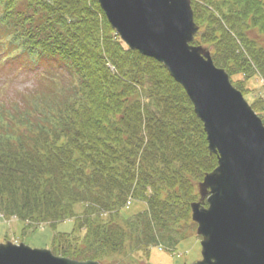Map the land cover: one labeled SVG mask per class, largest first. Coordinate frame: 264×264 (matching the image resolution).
Masks as SVG:
<instances>
[{"label": "trees", "instance_id": "trees-1", "mask_svg": "<svg viewBox=\"0 0 264 264\" xmlns=\"http://www.w3.org/2000/svg\"><path fill=\"white\" fill-rule=\"evenodd\" d=\"M191 7L193 45L243 96L245 83H264V0ZM44 61L54 68L24 105L0 103V217L35 228L72 220L51 251L78 262L173 252L193 235L190 206L217 165L183 88L125 46L95 0H0V66ZM250 105L264 124V98ZM133 203L144 209L124 217Z\"/></svg>", "mask_w": 264, "mask_h": 264}, {"label": "water", "instance_id": "water-1", "mask_svg": "<svg viewBox=\"0 0 264 264\" xmlns=\"http://www.w3.org/2000/svg\"><path fill=\"white\" fill-rule=\"evenodd\" d=\"M121 41L163 65L190 100L217 166L198 185L191 220L201 237L193 264H264V125L217 68L190 0H96ZM0 264H100L58 257L24 244H0Z\"/></svg>", "mask_w": 264, "mask_h": 264}, {"label": "rangeland", "instance_id": "rangeland-1", "mask_svg": "<svg viewBox=\"0 0 264 264\" xmlns=\"http://www.w3.org/2000/svg\"><path fill=\"white\" fill-rule=\"evenodd\" d=\"M52 68H54L52 61H44L41 65L39 64L32 68H27V66L17 63L8 64L7 62L4 66H0V103L6 102L10 105L19 103L24 105L23 97H29L36 90L40 75ZM58 69L66 77L65 71L59 67ZM245 84V87L249 88V92L247 91V95L244 98L249 105L255 98H264V83L260 80L252 79ZM143 209L144 206L142 204L133 203L122 211V215L129 217ZM72 229V220L59 223L54 228L46 225L35 228L26 227L25 224L14 218L4 219L0 217V244L10 242L12 244H24L30 249L51 250L53 237L56 234L70 233ZM175 249L173 252H168L154 248L150 251L148 257L138 252L135 254L134 262L130 264H193L197 262L200 259V239L196 236L195 230L191 237L182 241ZM128 262L125 257L111 264H128Z\"/></svg>", "mask_w": 264, "mask_h": 264}]
</instances>
